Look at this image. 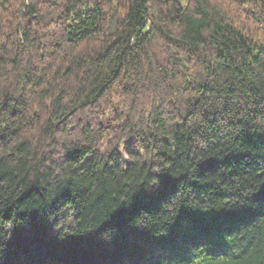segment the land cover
I'll use <instances>...</instances> for the list:
<instances>
[{
    "label": "trees",
    "instance_id": "1",
    "mask_svg": "<svg viewBox=\"0 0 264 264\" xmlns=\"http://www.w3.org/2000/svg\"><path fill=\"white\" fill-rule=\"evenodd\" d=\"M0 264H264V0H0Z\"/></svg>",
    "mask_w": 264,
    "mask_h": 264
}]
</instances>
